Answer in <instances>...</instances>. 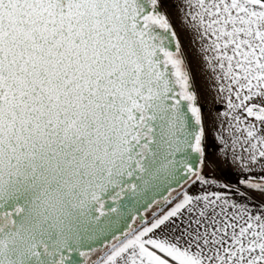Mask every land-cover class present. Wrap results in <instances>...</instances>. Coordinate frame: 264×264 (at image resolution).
Here are the masks:
<instances>
[{"label": "snow or ice", "instance_id": "1", "mask_svg": "<svg viewBox=\"0 0 264 264\" xmlns=\"http://www.w3.org/2000/svg\"><path fill=\"white\" fill-rule=\"evenodd\" d=\"M0 264H264V0H0Z\"/></svg>", "mask_w": 264, "mask_h": 264}, {"label": "rangeland", "instance_id": "2", "mask_svg": "<svg viewBox=\"0 0 264 264\" xmlns=\"http://www.w3.org/2000/svg\"><path fill=\"white\" fill-rule=\"evenodd\" d=\"M174 23H176V21H174ZM180 38H181V41H182V44L184 45V47L189 50V60H190V62L193 63L194 70H195V62H194L195 50H194V48H191V49L189 48L188 39L185 36V34L181 33L180 34ZM197 80H198V85L199 86H203V80L199 76V74H197ZM201 103L207 109H211V108H213V106L221 107V105H219L215 101H213V99L210 96L209 97H205V96L202 95Z\"/></svg>", "mask_w": 264, "mask_h": 264}]
</instances>
